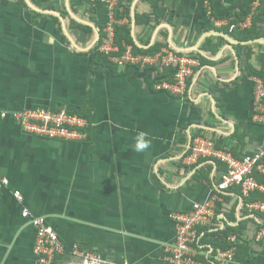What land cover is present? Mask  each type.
Returning <instances> with one entry per match:
<instances>
[{
	"label": "crops",
	"instance_id": "0c3cea01",
	"mask_svg": "<svg viewBox=\"0 0 264 264\" xmlns=\"http://www.w3.org/2000/svg\"><path fill=\"white\" fill-rule=\"evenodd\" d=\"M128 6L122 23L141 48L160 43L199 61L185 96L155 90L151 66L107 64L95 47L107 15L100 0L0 2V178L9 181L0 180V264H40L23 207L45 216L65 244L54 264H83L74 243L105 264H168L172 213L208 197L221 173L209 159L184 162L192 138H212L237 158L264 146L252 80L264 79V0ZM231 23L245 26L230 31ZM34 106L85 111L86 138L25 133L11 112ZM141 133L149 147L136 151ZM228 201L241 229L239 264H264V241L254 238L260 217L239 197Z\"/></svg>",
	"mask_w": 264,
	"mask_h": 264
},
{
	"label": "built area",
	"instance_id": "2783aa9c",
	"mask_svg": "<svg viewBox=\"0 0 264 264\" xmlns=\"http://www.w3.org/2000/svg\"><path fill=\"white\" fill-rule=\"evenodd\" d=\"M3 1L16 0H0ZM100 1L105 5L107 15L102 36H99V51L118 65L153 67L155 90L166 91L180 97L185 96L188 79L193 74L194 67L199 65L197 58L169 48L156 53H136L131 44H124L125 48L121 51L115 42V26L123 22V18L118 15L123 8L118 0ZM238 26L243 27L245 23H231L229 30L233 31ZM252 80L253 119L264 125V79L254 76ZM2 115L5 116L6 113ZM11 116L25 133L65 141L85 139L89 124L85 117L71 112L66 107L34 106L13 111ZM201 159L218 161L223 168L208 197L194 201L188 210L172 213L175 238L165 246L167 262L168 264H239L237 252L242 237L236 232L229 231L230 227H235L237 224L232 223L228 217L230 208L226 196L239 197L241 205L249 215L264 214V199L258 195V193L264 194V182H260L257 178V176L264 177V146L242 158H237L232 152L219 148L212 138L197 135L192 138L189 153L183 160L187 164H197ZM0 180L4 185L9 183L6 177H1ZM13 195L18 202H23L24 196L19 189H15ZM21 215L35 230L33 250L40 264H54L58 256L68 252L58 232L45 216L36 215L27 207L22 208ZM254 238L256 241H264V226H257ZM70 252L83 264L106 263L101 254L87 250L78 243L73 244Z\"/></svg>",
	"mask_w": 264,
	"mask_h": 264
},
{
	"label": "trees",
	"instance_id": "16d2710c",
	"mask_svg": "<svg viewBox=\"0 0 264 264\" xmlns=\"http://www.w3.org/2000/svg\"><path fill=\"white\" fill-rule=\"evenodd\" d=\"M120 4L124 5V9L122 10V12H120L118 15L120 18H124L126 16H128L129 13V6H128V1L129 0H118ZM102 29L103 27L100 29L99 33L100 36H102ZM115 42L119 45L121 51L124 50V44H131L133 46L134 52L136 53H156L161 49V45L160 43H156L153 46L145 49V48H141L137 43H135L134 38L131 34V26L129 23H120L117 24L115 26ZM100 43V39H98L95 47L97 48L99 46ZM100 55L103 56L104 60L107 62V64L109 65H113L112 62L108 61V56L106 54L101 53ZM73 113H77L80 116L85 117L89 122H91L90 119V115L88 113H86L85 111H78V110H70ZM203 160L205 159H201L199 162L201 163ZM198 162V163H199ZM216 163L219 164L218 161H215ZM220 165V166H219ZM219 169L222 170L223 166L221 164H219ZM257 178L259 179L260 182H264V177L263 176H257ZM235 191H238L237 189H234ZM258 195L264 199V194H259ZM229 199V196H226V200ZM230 215V214H229ZM228 215V216H229ZM256 215L258 217H260L261 222L258 223L259 226H264V214L263 213H256ZM231 216V215H230ZM239 228V229H238ZM229 231L231 232H236L239 236L241 235V229L239 226L237 227H230ZM239 250V249H238ZM238 254V252H237Z\"/></svg>",
	"mask_w": 264,
	"mask_h": 264
},
{
	"label": "clouds",
	"instance_id": "9594fccd",
	"mask_svg": "<svg viewBox=\"0 0 264 264\" xmlns=\"http://www.w3.org/2000/svg\"><path fill=\"white\" fill-rule=\"evenodd\" d=\"M149 147V141L144 138V133H141L136 138L135 149L136 151H143Z\"/></svg>",
	"mask_w": 264,
	"mask_h": 264
}]
</instances>
